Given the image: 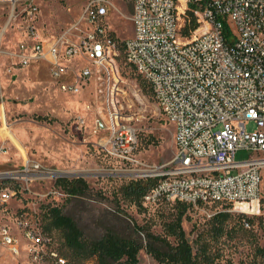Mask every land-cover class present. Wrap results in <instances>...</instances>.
I'll list each match as a JSON object with an SVG mask.
<instances>
[{
  "label": "built area",
  "instance_id": "1",
  "mask_svg": "<svg viewBox=\"0 0 264 264\" xmlns=\"http://www.w3.org/2000/svg\"><path fill=\"white\" fill-rule=\"evenodd\" d=\"M117 2L133 8L134 32L122 44L108 28ZM0 3L11 4L15 10L16 0ZM192 4L196 7L191 10ZM188 10L196 16L198 28L185 36ZM27 11L34 19L37 8L30 6ZM80 21L87 30L75 41L67 35L39 38L30 29L28 40L18 45L14 56L21 66L46 62L60 90L71 96L79 95L93 76L105 75L113 83V101L121 81L115 60L124 45L127 63L149 84L160 112L176 128V154L170 164L152 171L150 178L156 182L143 196V203L212 204L243 215L260 214L264 0H88ZM65 78L74 81L63 82ZM120 119L115 111L113 135L127 146L134 132L122 126ZM250 123L256 124L252 133L246 130ZM240 150L251 151L253 157L236 162ZM55 176L26 159L21 171H0V182L22 179L29 183ZM16 195L15 189L2 190L0 203L7 204ZM244 226L250 228V223L244 220ZM24 234L22 245L7 227L0 228V243L15 256L25 246L34 264H73L43 231L26 227Z\"/></svg>",
  "mask_w": 264,
  "mask_h": 264
},
{
  "label": "rangeland",
  "instance_id": "2",
  "mask_svg": "<svg viewBox=\"0 0 264 264\" xmlns=\"http://www.w3.org/2000/svg\"><path fill=\"white\" fill-rule=\"evenodd\" d=\"M87 3L16 0L15 10L11 4L0 3V148L4 149L0 171H21L28 159L56 174L54 180L1 181L0 191L12 188L17 195L7 204L0 203V228L7 227L24 245L26 227L43 230L47 205L63 206L66 213L75 214L89 240L100 238L107 228L125 229L128 223L164 235L165 224L182 215V227L194 251L202 238L219 254L216 264H264V252L259 251L264 249V170L260 214L245 215L250 228L238 222L244 215L231 207L165 201L141 206L124 195L125 185L153 180L152 171L170 164L176 154V128L160 112L149 84L127 63L124 45L115 60L121 81L113 101V83H108L105 75L93 76L79 95L71 96L60 90L46 62L17 64L14 54L18 45L28 40L30 29L47 40L67 35L75 41L78 35L83 36L87 28L80 20ZM30 6L37 8L34 19L29 18ZM132 14L130 4L117 2L109 16L108 28L121 44L133 35ZM185 19L187 24V15ZM115 111L122 126L134 132L127 146L113 135ZM246 130L254 132L256 124H248ZM252 157L251 151L240 150L234 160L244 162ZM61 178L83 179L90 188L88 196L70 203L69 195L56 185ZM222 211L230 212L232 219L225 234L214 240L211 220ZM51 237L68 258L60 235L53 232ZM138 258L140 264H161L144 249ZM0 264L34 263L25 246L15 256L0 243Z\"/></svg>",
  "mask_w": 264,
  "mask_h": 264
},
{
  "label": "trees",
  "instance_id": "3",
  "mask_svg": "<svg viewBox=\"0 0 264 264\" xmlns=\"http://www.w3.org/2000/svg\"><path fill=\"white\" fill-rule=\"evenodd\" d=\"M195 7L196 4H192L190 9ZM191 10L186 13L187 24L183 31L185 36L198 28L197 18ZM225 34L229 36L227 25ZM155 182L154 179L130 182L122 191L133 203L142 206L143 196ZM56 185L69 195L70 203L87 197L90 191L83 179L61 178ZM231 219L232 214L227 211L218 212L212 218L214 240L225 234ZM43 220V233L50 237L53 232L60 235L61 247L67 251L68 259L73 264H84L87 261L95 264H140L138 255L143 249L161 264H216L219 257L217 251L212 250L211 242L202 238L197 240L198 247L194 251L182 227V215L165 224L164 235H156L142 226L128 223L125 229L107 228L100 238L94 240L85 237L75 214L66 213L63 206H45ZM244 220L250 222L245 215L239 217L238 222L244 225ZM259 251L264 252V249Z\"/></svg>",
  "mask_w": 264,
  "mask_h": 264
},
{
  "label": "water",
  "instance_id": "4",
  "mask_svg": "<svg viewBox=\"0 0 264 264\" xmlns=\"http://www.w3.org/2000/svg\"><path fill=\"white\" fill-rule=\"evenodd\" d=\"M194 1H197V0H194Z\"/></svg>",
  "mask_w": 264,
  "mask_h": 264
}]
</instances>
